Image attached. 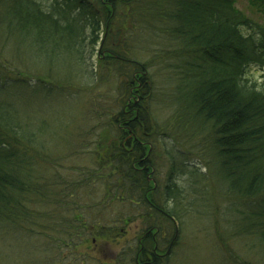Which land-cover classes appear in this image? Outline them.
I'll return each mask as SVG.
<instances>
[{
	"label": "trees",
	"instance_id": "obj_1",
	"mask_svg": "<svg viewBox=\"0 0 264 264\" xmlns=\"http://www.w3.org/2000/svg\"><path fill=\"white\" fill-rule=\"evenodd\" d=\"M250 5L264 15V0H250ZM58 40L71 55L60 72L46 46ZM98 44H103L102 62L125 78V100L110 120L123 144L105 154L85 142L89 123L103 114L95 115L89 102L70 101L71 77L89 59L83 50ZM6 45L23 65L5 56ZM139 51L151 55L142 62ZM153 65H159V72L167 70L171 84L162 90L171 88L170 93L153 90ZM253 68L264 72V26L246 16L237 0H0V229L16 228L14 234L29 240L39 237L41 251L43 235L48 261L58 259L59 249L51 242L61 238L64 247H73L66 236L77 234L69 226L71 213L78 211L76 199L89 200L92 189L108 185L116 193L109 204H125L126 210L129 203L132 212L141 203L135 197L143 199L149 187L147 176L164 167L157 164L160 156L171 180L166 199H151L155 206L162 209V204L178 219L184 216L181 198L172 197L175 187H184L177 180L184 174L205 190L201 201L197 190L188 189L196 196L187 204L189 212L200 209L196 203L201 202L204 215L231 218L225 221L228 226L213 220L222 245H227L226 228L231 235L252 236L251 249L259 246L255 238L264 242V87L250 77ZM90 73L91 86L104 77L98 70ZM90 85L76 84V90ZM77 117L82 126L88 123L81 152L105 158L95 168L69 169L54 152L59 142L75 147L71 123ZM81 208L89 215L86 206ZM100 233L103 244L116 249L108 264H138L136 248L131 247L130 258H121L123 235L116 226L104 225ZM88 257L108 262L97 253Z\"/></svg>",
	"mask_w": 264,
	"mask_h": 264
},
{
	"label": "rangeland",
	"instance_id": "obj_2",
	"mask_svg": "<svg viewBox=\"0 0 264 264\" xmlns=\"http://www.w3.org/2000/svg\"><path fill=\"white\" fill-rule=\"evenodd\" d=\"M237 7L245 13L252 21L259 24V26H264V15L262 13L257 12L251 5L250 0H237ZM124 16V12L122 13ZM127 15L124 17V23L127 20ZM125 30V27H124ZM123 36V32L121 34ZM47 46V55L49 56V60L54 65V69L56 71H62L63 66L65 67L67 62H70L71 58L70 53H68L65 49H60L62 47L61 41L58 40L57 44L55 42L49 43ZM88 46V43H85V49ZM91 50L86 51L83 50V54L88 56V61L84 64H81L82 69L74 74L71 77V81L73 82L72 91L73 97L70 101H74V104L80 103L82 106L89 102L90 110L95 115L97 112L103 114L102 119H105V123L103 127L98 128L97 124L98 119H93L89 125L86 122L83 126L80 123V118L77 117L71 124L72 130L76 134L74 138H72L73 142H76L75 147L76 151L71 152V150L75 149L69 145V142H59L60 145L56 146L54 152L57 153L58 161L64 164L65 167L70 166L73 168L85 167V168H95L96 164H99L98 161L104 162L105 158H100L99 156L96 158L93 154V151H82L81 152V144L83 142V137L81 136L84 128L88 125V131H90V136L86 137V143H92V149L101 148L104 152L111 153L114 149V145L122 146V142L120 143L119 132L115 131L114 124L110 121L112 118L116 116V113L120 111L122 108V103L125 100V92L121 90L123 87V81L125 78L121 75H117L114 70L108 69V67L102 62L103 55H100L103 52V44L90 46ZM88 52V54H87ZM151 55L150 52L145 51L144 55L139 51L138 57L142 62L145 61L147 56ZM5 56L8 59H12L14 62L19 65H23L25 61L19 59V57H11L8 48L6 45ZM93 58V59H92ZM90 62V63H89ZM90 64L91 69H88ZM96 68V69H95ZM94 72L98 70V73L103 75L101 81L96 86H91V82L93 81V76L90 71ZM17 73L16 70H14ZM149 72L152 75L153 82L152 87L153 90L158 94L161 91L170 93L171 88H167L166 90H162L165 87L170 86L171 83H168V78L166 77L167 70L159 72V65L157 68L155 65L149 67ZM95 73V74H98ZM250 77L256 80L262 87H264V72L259 68H253L250 72ZM152 80V79H151ZM76 84L78 85H90L86 89L81 91L76 90ZM76 90V92H75ZM137 98V96L132 97ZM155 105V114L157 115L159 120L161 116L164 115L161 112V106L158 101H154ZM119 103H121L119 105ZM66 135L65 131L61 133L59 137L63 138ZM59 141V140H58ZM161 144L157 145V152H161ZM176 146L180 147L182 145L177 144ZM114 158V157H113ZM158 160L157 164H161L164 167L161 169H157L155 174L149 175L154 179H147L149 183V187L146 189V193L144 198L142 199L139 196H136L135 199H141V204L135 205L132 209V212L129 210L130 205H128V209H124L125 204H115L108 202V200L112 198V200L116 199V193H110L111 188L108 185H103L99 188V191L92 189L94 195L91 193L89 200L82 198L76 199V203L74 206H77L78 211H74L71 213V216L74 218V222H72L69 226L71 227L70 232L76 231L77 234L72 236H66L68 232H65V236L69 243L73 246L72 248L64 247L65 242L59 238L54 242H51V246L59 249V253L61 255L58 259H53L48 261L49 252L47 251V241H43L44 236L42 235V251L40 242L41 239L36 236V240L28 239V237L23 238L14 231L16 228L10 229H0V264H99L90 260L88 254H96L103 257L104 260H108L105 264L111 262V257L114 256V252L116 249H109L100 237V230L108 224H113L116 226L123 235L120 239L121 245H119L118 250L122 248L119 252H121V258L126 259L130 258L133 255L131 251V247L136 248L137 243H139L138 237L141 235L143 218L148 217L150 214L151 220L153 219L154 210L150 209L152 206L151 199L153 198L156 201H163L167 198V192L165 188L170 185V180L167 178L168 168L165 163L161 160L160 156H157ZM63 166L62 170L65 172L67 169ZM194 166H199L200 170L204 171L200 165L194 164ZM194 166H192L194 168ZM93 170V169H91ZM199 170V171H200ZM86 171V170H85ZM74 172V171H73ZM178 178V179H177ZM179 184H183L184 189L177 188V193L173 194V199L175 196L177 198H181V203L185 205L184 207V216L180 219L174 216L175 220L173 222L174 232L176 235L174 238V243L170 245L168 250V255L158 258L157 264H259L264 260V242L255 238L256 242L259 246L255 245L252 249L253 238L250 237H240L239 235H231L230 231L226 228L222 231V236L227 240V245H222L220 243L218 230L216 228L220 227L214 224L213 220H222L221 224L223 226H228L225 224L226 220H231V218H221L219 216L218 219L211 218V216L204 215V209L201 206V202H198V210L193 212H189L187 204H191L192 200L196 199V196L192 195L193 192L197 190V198L200 199V194L205 193L202 184L198 186H193L191 181L184 174L177 177ZM172 182L175 183L174 178ZM194 187V188H193ZM191 188V189H190ZM109 189V192H107ZM181 189V190H180ZM190 189V192H187ZM174 188L172 192H174ZM97 194V196H95ZM104 194H106L104 196ZM221 199L224 200L222 197ZM143 200V201H142ZM201 200V199H200ZM233 200V199H232ZM202 201V200H201ZM152 203L149 207L147 203ZM87 203V204H86ZM160 203V202H159ZM115 204V206H114ZM82 206L87 207V211L89 215L82 209ZM162 209L167 211L165 207L161 204ZM81 208V209H80ZM84 208V207H83ZM145 208H149L153 213H148L145 211ZM221 208V207H220ZM129 214H125L126 212ZM201 211V213H200ZM123 214H125L123 216ZM152 214V215H151ZM171 215V214H170ZM173 216V215H171ZM77 217V218H76ZM158 220H160V216L157 215ZM90 220V222H88ZM100 223H99V221ZM145 220V219H144ZM162 220V219H161ZM225 224V225H224ZM2 225H0L1 227ZM80 227V228H76ZM172 229V226L169 230ZM169 230L166 229L167 234ZM12 232V233H11ZM125 234H129L128 236H124ZM172 233L169 234V241L166 242V247L161 252H166L167 247L169 246L170 240H172ZM129 242V244H127ZM59 247H57V244ZM223 247H222V246ZM262 246V249L260 248ZM54 249L51 250L53 252ZM171 253V254H170ZM46 256H48L46 258ZM107 256V258H106ZM42 258V261H40ZM84 259V262H82ZM102 259V258H101ZM152 264V263H151Z\"/></svg>",
	"mask_w": 264,
	"mask_h": 264
},
{
	"label": "flooded vegetation",
	"instance_id": "obj_3",
	"mask_svg": "<svg viewBox=\"0 0 264 264\" xmlns=\"http://www.w3.org/2000/svg\"><path fill=\"white\" fill-rule=\"evenodd\" d=\"M155 174V170L149 174ZM147 178H151L150 176ZM152 202V201H151ZM153 203V202H152ZM152 203H147L149 206ZM141 204V203H139ZM152 209L155 211L153 214V219L144 220L143 218V228L140 232L141 235L138 237L139 243H137V263L138 264H157L158 258H162L168 255V250L170 245L174 243V238L177 234L174 232L173 222L175 220L174 216H171L168 211L158 208L155 204H152ZM153 213V211H150ZM145 214V213H143ZM161 214L162 217L166 216L170 220H158L157 215ZM152 215V214H151ZM151 217V216H150ZM175 223V222H174ZM172 226V229L169 228ZM166 229L169 230L167 234ZM172 233V240H170L169 246L166 249V252H161L166 247V242L169 241V234ZM129 234H125L124 236H128ZM171 254V253H170ZM162 256V257H159Z\"/></svg>",
	"mask_w": 264,
	"mask_h": 264
}]
</instances>
